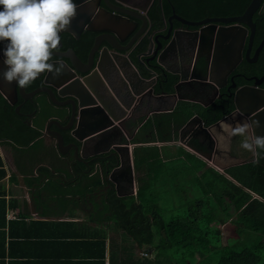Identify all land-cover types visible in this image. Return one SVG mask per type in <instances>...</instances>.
I'll return each mask as SVG.
<instances>
[{"label": "trees", "instance_id": "obj_1", "mask_svg": "<svg viewBox=\"0 0 264 264\" xmlns=\"http://www.w3.org/2000/svg\"><path fill=\"white\" fill-rule=\"evenodd\" d=\"M172 2L181 13L187 9L197 11L199 4L201 13L206 3L209 16L230 17L241 15L251 0ZM163 4L164 13L169 14L170 1L165 0ZM151 11L154 20H158L161 14L160 4L155 3ZM254 21L257 22L258 44L264 38V12L256 13ZM92 43L93 39L89 38L82 53L84 57ZM145 49L146 45L142 51ZM262 52L260 68H264V50ZM177 81L176 75L170 76L165 89L172 92ZM5 107L6 102L0 95V143L10 147L18 171L26 176V187L37 190L38 206L52 200L60 206H76L79 204L77 197L82 200L88 195L100 192L105 184L101 177L109 171L105 166L107 154L96 159L101 160L97 164H101L102 168L98 171L102 173L91 175L95 172V167L89 173L85 168L86 172L80 170L67 175L72 182L64 185L62 179L52 176L46 167L37 168L43 161L52 162L49 150L41 141L34 142L38 134L35 129L22 122L16 123L13 112ZM195 107V104L178 101L171 113L150 117L147 121L144 117L137 123L131 120L126 123L129 136L142 124L132 140L136 144L133 156L138 191L136 195L125 197L117 195L114 190L102 193L96 221L99 226L112 222L116 225L114 230L131 238L133 244L154 250V260L146 258V261L139 264H163V258L172 259L171 264H264V160L253 164L250 158L246 164L230 167L221 173L181 147L177 150L176 160L165 161L159 147L150 145L176 139L179 130L197 111ZM207 112L204 109L199 115L205 121L209 117L208 125L222 118L220 113L212 117ZM192 148L205 155L209 153L206 146L198 140L192 141ZM36 168L38 177L34 176ZM6 175L0 157V181ZM161 192L163 197L157 196ZM43 193L46 199H43ZM172 195L178 200V204L175 203V208L165 210L159 201L169 199ZM46 200L48 203H45ZM0 207L4 225L5 199L0 201ZM221 227L224 230L232 228L235 234L233 243H222L221 239L225 235H222ZM103 233L106 235L107 231ZM213 234L220 237V246L211 242ZM97 236L101 238L99 244L104 252V237L101 234ZM169 253H173L175 257H171ZM129 259H134L133 253H130Z\"/></svg>", "mask_w": 264, "mask_h": 264}, {"label": "water", "instance_id": "obj_2", "mask_svg": "<svg viewBox=\"0 0 264 264\" xmlns=\"http://www.w3.org/2000/svg\"><path fill=\"white\" fill-rule=\"evenodd\" d=\"M105 3L107 5V9H102L105 14L100 21L107 27L95 28L89 24L91 20L86 17L87 15L85 16V14L81 17H75L76 21L74 22L77 23V21L80 20L83 23V26H88V30L99 34L94 41L90 53H88V55L84 58L78 56L73 49H69L60 55V57L64 59L60 63L65 67L66 72L63 70V73L58 76L62 79L60 84H50V86L57 91L58 96L50 87L46 91L40 90V92L44 91L48 93L51 97V101L55 105H58L56 103L59 99L58 97L67 99L62 105L57 106L59 111L56 110L51 113L56 116L52 123L58 124V129H60V131H54L55 134L53 137L56 138V146L59 153L64 156H70L73 151L74 157L78 162L87 167L89 166L87 170L88 173L92 171V167L90 166L91 161L88 160L89 156L99 157L105 152V150L101 152L92 151L91 155L86 156V152H89L91 148L89 144L93 140L103 137L106 132H110L112 128H115L112 127L114 126V123L119 122L121 119V117L114 116L113 112L109 109V100L107 98H110V96L107 94L109 93L117 104L126 107L122 102L117 89H114L110 85L108 81V74L113 73V76L116 78L117 85L121 86L120 88L124 89L126 94L132 97V99L141 96V94L145 92L143 95L147 94L151 105L154 101H160V104L171 101V104L165 107L166 110H169L170 112L174 111L178 101H189L187 98L180 97L179 88L193 78L192 73L189 74L186 72L185 68L187 66L184 61L180 59L179 66L182 70L179 69L173 72L170 71V69H165V76H167L168 72L178 77V81L174 84L172 92H166L163 88H159L161 93H158L156 90L155 79H149L141 74L139 68L137 66L135 68V65H133V57H130V54L134 50L132 49V45L136 40H138L137 38L142 33V28L136 35H134L129 44L125 45L127 39L134 34L133 32L139 29L138 20L141 19V16H143L142 13H146V9H124L119 5L118 6L120 8H117L112 5L110 0H105ZM263 10L264 0H251L250 4L241 15L214 17L202 21H187L178 17L177 19L188 27L205 26L200 30L179 31L184 35L182 42L185 46H190L191 42L194 41L195 45L201 47L202 42L208 41L210 45H215L216 47L225 46L227 51L229 50V48H227L228 43L236 42L239 44L240 56L238 58L239 61L234 68L240 64L244 55L248 63H254L258 61L260 53L264 48L263 39L256 49L254 57H250L257 32V22L254 21V16L256 13ZM125 25L131 26V31L127 34V36L121 37L119 28H125ZM65 32L74 34L68 30H65ZM77 37L79 36L77 35ZM164 39H166V42L168 41L167 37ZM173 42L174 40L165 45L159 41L157 51H162V55L166 54V50H168L170 44ZM0 47H2V45H0ZM245 48H247L246 51ZM222 63L221 59H218L217 62H215V60L212 61L211 64L207 65L206 74L204 76L201 77L196 75L197 80L210 81L216 84L217 87H220V85L213 79V74H218V72L221 71ZM128 69L132 70L131 74H128ZM0 70H3L2 58H0ZM47 75H50V73ZM224 79L227 82V75ZM247 81H253L254 83L253 85H246L238 88L234 97L235 111H233V113H230L213 125H208L202 117H193L180 131L183 134L186 129L191 128L192 132L190 133V137L196 140H202L204 145L207 144L205 146L207 147V150H209L210 156L202 154L196 149H194V152L214 165H216L217 159L219 158L217 157L219 154L217 151L219 145L217 143V135H226L228 130H226L225 127L230 129V127L236 123H243L247 121L252 124V122L255 121L258 122V126H256V124H252L250 129L253 130L255 135H264V88L262 86L264 79L253 77L247 78ZM136 85L141 87L140 91L136 90ZM26 88L22 89L16 85L14 92H25ZM233 88H236V86H233ZM0 91H2L1 88ZM3 94L7 97L5 93ZM202 105L205 108L209 107L208 105ZM156 108H154L155 110L153 109L154 112L167 113L164 109ZM153 110L145 118V121H147L150 116L154 115ZM119 123L121 124V122ZM141 126L142 124L138 126L136 130L138 131ZM194 126H196V128H193ZM67 140H72V142L66 144ZM131 140L132 137L127 139V143L125 144L113 142L108 150V152L112 151L111 155L116 158L117 164L112 171L107 172L108 176H106V181L109 182V185L106 189L114 188L117 195L121 197L133 196L136 194L134 188L136 184L134 156L133 153L132 155L130 153V148L132 147H130ZM135 147L136 146L134 145L132 149ZM188 147L191 148V146ZM212 153H214V155ZM126 155L127 163H129V175L127 176H129L132 181V187L128 193H121L117 177L119 176L122 178L126 176V173H122V168L126 166ZM93 160L95 161V159ZM246 163V160H237L236 162L228 165L218 166L217 164L216 167L224 172L230 167L240 166ZM113 185H115V187H113Z\"/></svg>", "mask_w": 264, "mask_h": 264}, {"label": "flooded vegetation", "instance_id": "obj_3", "mask_svg": "<svg viewBox=\"0 0 264 264\" xmlns=\"http://www.w3.org/2000/svg\"><path fill=\"white\" fill-rule=\"evenodd\" d=\"M112 2V5H114L117 8H128V9H146V13H142L143 16H141V19L138 20L139 23V29L134 31L128 39L125 42V45L129 44L130 40L138 33V31L141 29L142 33L138 36V40H136L133 45L132 49L133 52L130 54V57H133L134 59V67L136 66L139 68L140 73L143 74L147 78L155 79L156 84V90L158 93H161L159 88H163L164 91L169 92L165 89V85L170 80V76H175L174 74L168 73L167 76H165L166 68L170 69V71H177L180 69L179 66V60H183L188 62L186 65L188 67L189 64L192 63V65H195V72L193 75V78L189 80V82L183 84L179 88V94L180 97L193 99L196 101H199L200 103L204 105H208V114H210L212 117H214L216 114H221V119L229 115L235 110V95L238 91V88H241L242 86L246 85H253L252 82H248L247 78H253L257 77L259 79H264V68H260V60L262 57V53H260V56L258 58V61L254 63H248L246 61V57L244 55L242 61L240 64L234 68V66L238 63L239 58V44L236 42L228 43L229 50L227 51L225 46H218L215 47V45H210L208 41L202 42L201 47L198 45H195L194 41L191 42L190 46H182V38L184 35L179 31H188V30H200L202 27H188L183 22L179 21L177 18H183L187 21H202L208 18H214L218 16H209L208 14V6L205 3V9L202 10L200 13V4L197 7V11L192 10H185L179 12L177 9V6L170 1V10L171 12L169 14L164 13V1L165 0H110ZM75 3H77V12L76 16H85L88 17L91 21L89 24L94 26L95 28H103L107 27L105 24H102L100 21L101 18L104 16L105 12L102 10L103 8L107 9V5L105 3V0H75ZM155 3H159L161 6V14L159 16L158 20H154L152 17V9ZM119 5V6H118ZM163 9V11H162ZM264 12V10L262 11ZM73 18L71 21V24L67 27L66 30L73 32L74 34H71L69 32H62L60 33V42L58 44V50H55L53 52L51 62L53 63H59L63 61L64 59L60 57V55L64 52H66L69 49H73L76 54L82 58L84 56L82 55L84 51V46L86 45L87 40L89 38L93 39V43L88 51L90 53L94 41L99 33H95L93 31L88 30V26H83V23L78 20L77 23L76 18ZM85 18V17H84ZM80 21V22H79ZM82 23V24H81ZM126 26V25H125ZM207 26V25H206ZM131 26H126L125 28H119L121 37L127 36V34L131 31ZM257 34V32H256ZM77 35L79 37H77ZM168 38V41L166 42L164 38ZM264 39V38H263ZM262 39V40H263ZM174 40L172 44H170L168 50H166V54L162 55V51H157L158 43L159 41L165 45L167 43H171ZM261 40V41H262ZM260 41V42H261ZM256 44V36L254 40V46L251 52V58L254 57L255 51L258 48L259 44ZM146 45V49L142 51L143 46ZM226 49V51H225ZM247 48H245L246 51ZM264 50V48H263ZM262 50V51H263ZM87 53V55H88ZM228 53V55H227ZM245 54V53H244ZM179 55V56H178ZM221 59L222 63V69L220 72H218L217 76L215 78V81L217 80V83L220 85V87L213 82L210 81H200L197 80L196 75L204 76L206 74V68L204 69V65L211 64L212 61L215 60V62L218 61V59ZM217 60V61H216ZM241 60V59H240ZM141 62V65H140ZM252 65V66H251ZM190 66V65H189ZM234 68V69H233ZM64 70L66 72V69L64 67ZM257 70V71H256ZM128 74H131L132 70L128 69ZM63 73V72H62ZM48 73L41 74L32 84H30L25 92L18 91L17 93L14 92V88L16 87L15 83L8 84L4 82L0 78V88L2 91H0V95L6 102L5 109H10L13 113V119L16 123L22 122L29 128L35 129L38 134L34 142L41 141L43 145H45L46 149H50V147L56 146V138L53 137L55 132L54 131H60L58 129V124L52 123L55 120V114H51L54 111H59V108L57 106H60L64 103L65 98L58 97L59 99L56 101L58 105H55L51 101V97L48 93L44 92L52 86L50 84L58 85L62 82V79L57 77H53V75L50 73V75H47ZM190 74V73H189ZM227 75L228 80L227 82L224 79ZM48 76V77H47ZM202 80V79H201ZM108 81L110 85L117 89V91L120 94V98L122 102L124 103V106H121L117 104V102L111 97V102L108 103L109 109L113 112L114 116L116 117H123L125 118V125L128 121L134 119L137 115L140 116L144 113L146 115L152 110L149 108V106H153L149 102V98L146 95L141 94V96L136 97L135 99H132V97L128 96L124 89H121V86H118L116 83V78L112 74H108ZM233 86H236V88H233ZM262 86L264 88V82L262 83ZM53 89V88H52ZM40 90H44L43 92H40ZM56 94L57 91L53 89ZM136 90L140 91L141 87L139 85H136ZM5 93L7 95L4 96ZM58 96V94H57ZM10 99V100H9ZM169 102H165L157 108H165L166 106H169ZM244 107V106H242ZM210 116V117H211ZM44 119H47L46 122ZM129 119V120H127ZM209 117L206 119L205 122ZM220 119V120H221ZM219 121V120H218ZM217 121V122H218ZM216 123V122H215ZM213 123V124H215ZM54 124V125H53ZM210 124V125H213ZM238 123L232 125L230 127L233 128ZM31 125V126H30ZM41 126L42 129L39 131L36 128L37 126ZM65 125V124H63ZM124 125V126H125ZM36 127V128H35ZM229 129V130H230ZM232 130V129H231ZM111 143L113 142H119L121 144L127 143V136L123 134L121 131H119L118 128L113 129L111 131ZM230 131H227V134H229ZM226 135L218 134L217 135V143L223 144L226 141ZM253 134V130L249 129V135ZM239 137L235 136L233 139V143L231 146V156L229 155V161L228 164H232L236 162L237 160H246L247 162L251 158V160L254 159L253 154L251 152H248L246 150H243L239 147ZM194 140V138H192ZM199 142L203 143L202 140H198ZM206 143V142H205ZM66 144H69L66 142ZM2 147L8 148L7 146H4L0 143ZM207 145V144H205ZM58 150V149H57ZM9 153V157L11 158L13 164L15 165V157L12 151H7ZM109 156L106 159V169H109V171H112L115 168V165L117 164V160L114 156H112V151L109 152ZM70 159L67 160V169L69 173H77L80 170L86 171L88 170V167L84 164L77 161V159L74 157V153L71 152ZM91 154H86V156H89ZM99 157H90L89 161L90 166L93 168H97L98 165H100L99 169L102 168L99 161L96 160ZM220 158V157H219ZM95 159V161L93 160ZM222 162H226L227 160H224V158L221 159ZM16 167V166H15ZM29 167V165H28ZM111 167V168H110ZM77 171V172H76ZM85 171V172H86ZM108 171V172H109ZM122 173H126V176H124L123 182H121L120 185V191L121 193H126L131 190L132 187V181L129 178L128 169L127 166H124L122 168ZM108 174V173H107ZM106 174V176H108ZM105 176V184L103 188H100V194L107 193L109 190H114V188L106 189V187L109 185V182L106 181ZM116 192V191H115Z\"/></svg>", "mask_w": 264, "mask_h": 264}, {"label": "crops", "instance_id": "obj_4", "mask_svg": "<svg viewBox=\"0 0 264 264\" xmlns=\"http://www.w3.org/2000/svg\"><path fill=\"white\" fill-rule=\"evenodd\" d=\"M184 63L187 65L188 62L184 61ZM203 67L206 68V65ZM107 95L109 96V94ZM107 99L110 103L111 97ZM188 100V103L195 104V108L197 109L192 118L197 116L202 117L200 116V111L204 109L209 110L199 101L193 99ZM168 102L171 104V101ZM159 104L160 101H154V103H152L154 107L159 106ZM164 113L166 112H162L161 114ZM201 113L204 114V112ZM147 115L146 113L140 116L137 115L131 121L137 123L138 120ZM154 116L155 115L152 117ZM46 120L47 119H44L45 122ZM37 127L38 128H35L39 131L42 129L39 125ZM193 128H196V126ZM225 129L230 131V133L227 134L225 143L218 145L217 151L219 154L217 157H220L218 158V164L220 165H228L229 155H232L230 149L231 146L234 145H232V143L235 136L232 135V128L229 130V128L225 127ZM111 131L106 132L103 137L93 140L89 144L91 147L90 151L86 152V154H91L92 151L101 152L105 150L103 155L107 154L108 157L110 154L108 150L112 145ZM191 132L192 129L188 128L183 134L181 133L182 135L179 132L176 137L179 141L187 139V145L185 144V146L179 143V141H175L174 144L172 142H165L166 144L157 142L150 145L159 147L162 158L165 161L176 160L179 147L202 158L197 155L192 148V141L195 142L196 139L192 140V137H190ZM125 135H127V137L129 136L128 134ZM133 135L134 132L131 136ZM66 142L70 143L72 140H67ZM143 145L145 146L146 144ZM188 146H191V148ZM7 151H11L10 147L6 149L0 145V157L3 161V168L7 172L6 177H3L0 181V199H5L6 201V220L4 225L1 214L2 207H0V264H101L102 262L103 264H139V262L146 261V258L144 259V257H142V253L146 251L154 253V250L146 246L139 247L137 243L133 244L131 238L117 233L116 230H114L115 227H112L114 224L112 222L107 224L103 223L102 226H99L98 221H96L98 220V210L100 201L102 200V195L99 192L88 195L82 200L77 197L76 199L79 200V204L76 206H60L54 200L49 203L48 200H46L45 203L48 204L38 206V199L36 198L37 190L34 187L31 189L26 187V176L20 174L17 167H15L16 164H13ZM49 152V158L52 162L48 160L43 161L37 168L41 166L46 167L51 171L52 176L62 179L64 185L72 182L67 178V175L71 174L67 169V160L70 159L71 155H61L55 147H50ZM212 154L214 155V153ZM208 156H210V152ZM222 158L227 161L222 162ZM99 167L100 165L97 166L95 170L93 169L95 172L91 175L102 173L99 172ZM37 168L35 169V177L39 176ZM217 170L224 173L219 168H217ZM46 176H44V180H46ZM105 176L101 177L104 181ZM135 178H137L136 173ZM123 179L124 177H117L119 187ZM135 182L134 188L137 194V179ZM113 187H115V185H113ZM42 196L43 199H46L44 193ZM91 199L92 201H90ZM105 231H107L106 235L103 233ZM99 234L104 237L103 241L106 246L104 252L102 246L99 244L101 240V238L97 236ZM130 253H133L134 256L132 260L129 259ZM153 256H155V254H153ZM125 258L127 259L125 260ZM152 260H154V258Z\"/></svg>", "mask_w": 264, "mask_h": 264}, {"label": "clouds", "instance_id": "obj_5", "mask_svg": "<svg viewBox=\"0 0 264 264\" xmlns=\"http://www.w3.org/2000/svg\"><path fill=\"white\" fill-rule=\"evenodd\" d=\"M76 12L75 0H0V78L23 89L42 73L53 77L62 74L64 66L51 62V58L58 50L60 33L71 24ZM252 124L258 126V122ZM252 124L238 123L232 135L240 138L239 147L251 152L253 164H258L264 160V135H249Z\"/></svg>", "mask_w": 264, "mask_h": 264}, {"label": "rangeland", "instance_id": "obj_6", "mask_svg": "<svg viewBox=\"0 0 264 264\" xmlns=\"http://www.w3.org/2000/svg\"><path fill=\"white\" fill-rule=\"evenodd\" d=\"M182 44H183V42H182ZM182 46H184L185 47V45L183 44ZM216 47V46H215ZM186 48V47H185ZM262 52V51H261ZM179 56V55H178ZM188 64V63H187ZM190 65V66H189ZM188 66L189 67H186L185 68V70H186V72H188V73H193L194 74V72H195V66L194 65H192V63L191 64H189ZM180 70H182V69H180ZM219 76V75H218ZM217 76V74H213V79L215 80V78L216 77H218ZM216 82H217V80H216ZM149 108H151L152 110L154 109V108H156V107H154V105L153 106H149ZM157 109V108H156ZM164 110H166V108H163ZM151 110V111H152ZM155 110V109H154ZM154 110H153V112H154ZM150 111V112H151ZM167 111V113H170V111L169 110H166ZM235 111V110H234ZM149 112V113H150ZM149 113H148V115H149ZM162 112H154V115L155 116H158V115H160ZM233 113V112H232ZM147 115V116H148ZM146 116V117H147ZM145 117V118H146ZM150 117H152V116H150ZM127 120H129V119H127ZM119 122H121V124L119 123ZM119 122H115L114 123V126H112V127H115V128H112V130L113 129H116V128H118L119 129V131H121L123 134H127L128 133V131H126L125 129H126V125H125V118H124V116L120 119V121ZM125 125V126H124ZM182 130V129H181ZM180 130V131H181ZM179 131V132H180ZM138 131L137 130H135L134 131V135L133 136H128L127 138L129 139V138H131L132 137V140H133V138H134V136L136 135V133H137ZM180 134H181V132H180ZM182 135V134H181ZM127 136V135H126ZM132 140L130 141V143H131V145H130V147L132 146H134V145H136V144H133L132 143ZM175 141L176 142H178L179 140L178 139H174L173 141H172V143L174 144L175 143ZM186 142H187V139L186 140H182V141H179V143H182L184 146H185V144H186ZM155 143H157V142H155ZM163 144H166L165 142H162ZM189 143V142H188ZM132 147L130 148V153H131V155H132V153H134V149L136 148H134V149H132ZM126 158H127V155L125 156V161H126ZM201 159H203L204 161H206L207 163H208V166H212V167H214V168H218V167H216V165L219 163V160L217 159V162H216V165H214V164H212L211 162H208L207 161V159H204V158H201ZM131 161H132V158H131ZM128 164L129 163H127L126 162V166L128 167ZM218 166H221L220 164H218ZM163 195V193L161 192V193H157V196H159V197H163L162 196ZM177 201L178 200H176V199H174V196L172 195L171 196V198H169V199H161L160 201H159V203H160V205H161V207H163V208H165V210H170V209H172V208H175V206H177L175 203H177ZM178 204V203H177ZM113 226V228L116 226L115 224H113L112 225ZM222 228V227H221ZM225 228H222V235L224 236V238H222L221 239V241H222V243H226V244H231V243H233L235 240H234V238H235V234H234V231L232 230V228H226V230H224ZM222 236V237H223ZM234 240V241H233ZM220 237H218L216 234H213V236H212V238H211V242H213V244L215 245V246H220ZM153 250V249H152ZM153 254H155V252L153 253ZM169 255L171 256V257H175V256H173V253H169ZM172 259H167V258H163L162 259V262H163V264H171L172 263ZM194 264H198L197 262L196 263H194Z\"/></svg>", "mask_w": 264, "mask_h": 264}, {"label": "built area", "instance_id": "obj_7", "mask_svg": "<svg viewBox=\"0 0 264 264\" xmlns=\"http://www.w3.org/2000/svg\"><path fill=\"white\" fill-rule=\"evenodd\" d=\"M144 257L146 258H151L152 257V253L150 251H146L142 254Z\"/></svg>", "mask_w": 264, "mask_h": 264}]
</instances>
